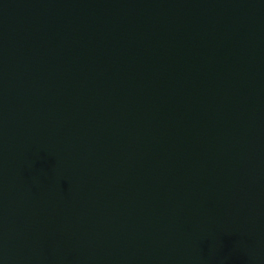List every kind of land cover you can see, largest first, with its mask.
<instances>
[{
  "label": "water",
  "instance_id": "obj_1",
  "mask_svg": "<svg viewBox=\"0 0 264 264\" xmlns=\"http://www.w3.org/2000/svg\"><path fill=\"white\" fill-rule=\"evenodd\" d=\"M0 264H264V0H0Z\"/></svg>",
  "mask_w": 264,
  "mask_h": 264
}]
</instances>
